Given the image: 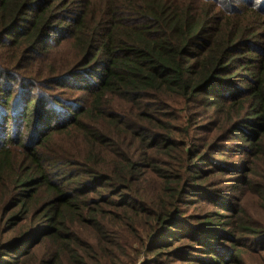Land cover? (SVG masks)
I'll return each instance as SVG.
<instances>
[{
    "label": "trees",
    "instance_id": "1",
    "mask_svg": "<svg viewBox=\"0 0 264 264\" xmlns=\"http://www.w3.org/2000/svg\"><path fill=\"white\" fill-rule=\"evenodd\" d=\"M252 208L264 0H0V264H250Z\"/></svg>",
    "mask_w": 264,
    "mask_h": 264
},
{
    "label": "rangeland",
    "instance_id": "2",
    "mask_svg": "<svg viewBox=\"0 0 264 264\" xmlns=\"http://www.w3.org/2000/svg\"><path fill=\"white\" fill-rule=\"evenodd\" d=\"M235 194H239L238 192H235ZM245 198H249V196L247 195ZM252 198V197H251ZM250 198V199H251ZM249 204L251 206V202L249 200ZM252 212H253V215L254 217L258 220V221H263L264 220V216L263 215H260L259 213H257V211H255L254 208H252ZM145 255L142 254L141 257H140V261H144L145 260ZM250 259V264H264V257H259L257 255H251L250 257H248ZM120 264H126L127 262H129V259H127L126 257H121L120 259ZM140 261H135L134 264H140Z\"/></svg>",
    "mask_w": 264,
    "mask_h": 264
}]
</instances>
